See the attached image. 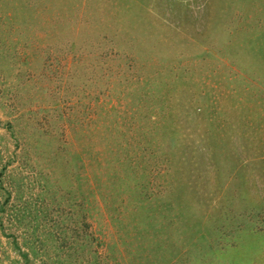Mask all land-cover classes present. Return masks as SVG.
I'll list each match as a JSON object with an SVG mask.
<instances>
[{"label":"rangeland","instance_id":"rangeland-1","mask_svg":"<svg viewBox=\"0 0 264 264\" xmlns=\"http://www.w3.org/2000/svg\"><path fill=\"white\" fill-rule=\"evenodd\" d=\"M0 264H264V0H0Z\"/></svg>","mask_w":264,"mask_h":264}]
</instances>
